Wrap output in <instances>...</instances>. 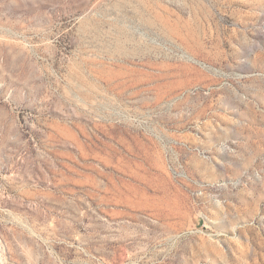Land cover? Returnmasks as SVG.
<instances>
[{
	"label": "rangeland",
	"instance_id": "374dc122",
	"mask_svg": "<svg viewBox=\"0 0 264 264\" xmlns=\"http://www.w3.org/2000/svg\"><path fill=\"white\" fill-rule=\"evenodd\" d=\"M0 264H264V0H0Z\"/></svg>",
	"mask_w": 264,
	"mask_h": 264
}]
</instances>
